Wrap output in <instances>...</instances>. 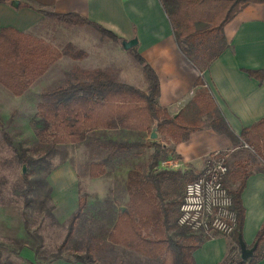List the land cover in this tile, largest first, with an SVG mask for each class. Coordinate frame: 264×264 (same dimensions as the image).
<instances>
[{"label":"crops","instance_id":"1","mask_svg":"<svg viewBox=\"0 0 264 264\" xmlns=\"http://www.w3.org/2000/svg\"><path fill=\"white\" fill-rule=\"evenodd\" d=\"M42 10L77 12L112 31L119 38L115 40L108 37L110 42L106 43L105 40V43L101 45L99 42L103 41V38L102 36L98 38L97 30L92 26L57 22L44 14ZM4 27H12L45 39L59 50L58 57L28 84L24 92L35 83H44L50 76H74L76 67L102 69L101 58L107 57L106 45H112L114 51L117 49L122 51L121 49L124 48L120 40L135 37L137 41L133 46L155 70L159 79L156 105L166 107L173 114L193 96L198 87L204 85L235 134L239 135L243 127L264 117V76L259 79L247 71V69L264 68V2H250L241 7L223 25L222 34L225 40L223 45L220 44L217 53L200 66L192 62L181 50L170 18L159 0H0V30ZM130 48L126 50L133 54ZM75 49L84 50V55L75 57L72 55ZM201 59L205 60V58ZM0 86L11 92L1 83ZM139 88L146 90L147 83H143ZM90 130L99 131L98 136L91 134L89 139L94 138L101 147L105 143L107 146L105 157L111 147L110 140L123 139L133 142L151 140L150 136L147 137L149 134L146 131L122 129L119 126ZM138 132L146 133V135L140 139ZM152 139L166 146L169 145L176 154L160 159L153 169L151 168V170L167 168L178 171L174 178H163L158 188L153 189L158 202L166 208L162 219H171L169 216L171 203L175 204V211H172L174 220H176L177 209H179L181 199L177 197V189L170 193L171 184L177 185L179 182L181 190L179 197H182L185 185L182 181L183 176L191 171L200 173L213 151L224 150L228 152V173L225 177L227 185L232 187L236 184L230 174L232 167L236 166H234L235 163H240L239 168L249 172L241 192L245 212L240 236L248 248L254 246L255 234L264 222V171L259 168L250 169V164L246 162L248 153L243 154L242 152V147L246 146L245 143H236L229 135L211 127H202L192 131L187 139L177 143L167 142L159 133L156 138ZM133 146L138 145L120 150L111 158L102 156L100 161L103 162L105 171L94 178H98L106 185L98 190V200L89 197L86 203L87 209L92 211L94 216L97 210L96 205L101 209L113 204L119 210L126 207L127 173L128 170H133L138 166L141 159V155L137 154L136 150H132ZM144 147L147 152L149 150L147 160H150L149 157L154 147L152 145ZM111 178L112 185L109 181ZM72 180L71 174L70 181ZM113 187L120 191L112 192ZM116 194H120L119 199H122L119 203L116 201L118 199ZM117 209H115V218L119 211ZM103 216L102 213L98 214L101 220L107 219ZM170 229H167L169 235H171ZM190 232L196 235L201 233L191 230ZM202 234L207 236L203 237L201 243L192 251L196 264H229L233 258L241 257L239 240L235 241L234 232ZM183 235L184 233L179 230L174 232V237ZM103 241L100 242L99 248L126 249L127 258L121 264H137L135 260L148 258L127 246L111 243L107 238ZM258 244L264 248V239ZM53 264L85 263L75 261ZM255 264H264V254Z\"/></svg>","mask_w":264,"mask_h":264},{"label":"trees","instance_id":"2","mask_svg":"<svg viewBox=\"0 0 264 264\" xmlns=\"http://www.w3.org/2000/svg\"><path fill=\"white\" fill-rule=\"evenodd\" d=\"M159 1L170 18L181 50L198 66L205 64L217 53L219 47L208 52L211 47L214 48L215 43L219 42L223 45L225 42L222 34L223 25L241 7L250 2H264V0ZM44 14L57 22L68 25L90 24L104 35L115 40L119 38L112 31L77 12L44 11ZM130 50L136 60L142 64L147 80L146 90L127 82L117 81L98 68L76 67L75 77L72 80L43 94L44 99L36 103L37 112L31 117L30 124L40 140L52 141L42 143L49 148V151L56 152L57 150L53 148L55 145L82 142L86 131L100 127L119 126L122 129L146 131L150 134L152 126H155L156 132L161 135L162 139L173 143L187 139L192 131L202 127H211L229 135L236 143H246L264 161V117L243 127L239 135L235 134L204 85L198 87L193 96L172 114L166 107L155 104L159 94V79L155 70L136 51L135 46H132ZM84 53V50L75 49L72 55L82 57ZM58 55L59 50L44 39L12 27H4L0 30V83L14 94H21ZM247 71L259 79L264 76V68L247 69ZM3 137L23 163L33 164L37 161L25 151L19 141L14 140L6 131L3 132ZM110 141L111 147L107 158L113 157L118 151L125 150L132 145H152L154 150L150 155V171L145 178L136 170H128L126 207L122 210L116 208L119 210L116 218L109 216V221H112L106 232V238L111 243L127 246L148 258L161 257L160 264H196L192 251L207 235L202 233H200L202 236L196 235L186 227L183 228L187 231H180L184 233L183 237L169 235L167 229L175 227V223L162 219L166 208L158 202L153 190L158 188L163 178H174L178 171L167 168L151 170V168L153 169L160 159L176 154L169 145L161 144L156 139L134 142L123 139ZM240 165V163H235V167H232L230 171L233 182L236 183L234 186L230 187L224 180L232 195L233 209L237 215L234 231L236 242L241 233L245 212L241 192L249 173L245 169H240ZM259 170L264 171V167H260ZM104 171L102 161L91 162L89 165L90 176H99ZM132 173L135 174L133 177H131ZM198 175L199 171H196L193 177H190L195 178ZM23 181L25 203L29 204L30 194L36 189L34 182L41 184L46 182L39 178H30L27 172L23 173ZM86 203V197L80 195L76 208L68 217L67 229L60 246H64L73 235ZM98 208L99 206L96 205L95 209ZM177 210L175 219L179 213V209ZM110 214H112L111 211L106 213V215ZM171 224L172 227H170ZM262 239H264V222L255 234L253 244L256 246L253 252L248 258L235 257L229 264H255L264 254V248L258 244ZM76 260L85 264H95L89 251L77 254Z\"/></svg>","mask_w":264,"mask_h":264},{"label":"rangeland","instance_id":"3","mask_svg":"<svg viewBox=\"0 0 264 264\" xmlns=\"http://www.w3.org/2000/svg\"><path fill=\"white\" fill-rule=\"evenodd\" d=\"M90 26L95 28L93 25ZM97 31L98 38L101 36L103 38V41L99 42L101 45L105 40L106 43L110 42L108 38L110 36ZM219 46V42L215 43L214 48L211 47L208 52ZM106 47L107 57L101 58L103 66L100 70L117 81L127 82L137 87L147 83L142 65L133 54L126 49L120 51L116 47L117 51H114L112 45H106ZM74 77L71 75L50 76L44 83H35L21 95H14L13 92L0 86V264L75 262L77 254L87 251L92 254L95 264H121L127 258L124 248H99L100 242H104L106 238V232L112 221H109V216L115 217L116 206L114 204L105 205L106 207L102 209L98 208L95 216L85 206L86 209L78 220L73 235L64 246H60L67 229L68 217L76 208L78 197L83 195L87 201L89 197L98 200V190L106 185L89 174L90 163L102 160V156L107 152L105 143L101 147L94 138L89 139L91 134L98 136L99 131H86L82 142L55 145L53 148L57 151L52 153L42 144L52 141L40 140L30 124L31 117L37 112L36 103L44 99L43 94L50 91L52 87L65 84ZM4 131L14 140L19 141L25 151L37 161L28 164L19 160L15 150L4 139ZM138 135L141 139L146 133L138 132ZM242 148L243 154L248 153L246 162L250 164L248 165L250 169L264 167V161L253 152L250 146ZM132 150H136L137 154L141 155L138 166L133 170L138 171L145 178L149 171L150 160H147L149 150L147 152L146 148L141 145L133 146ZM65 157L67 158L63 161ZM26 172L30 178H39L46 182L45 184L34 182L36 189L30 194L29 204L25 203L23 194L25 186L23 173ZM194 172L187 173L182 178L183 183L193 179L191 177ZM190 173L193 174L190 175ZM71 174L72 181H70ZM134 175L132 173L131 177ZM109 181L112 185V178ZM115 188L113 187L111 191H120ZM175 189H177L178 199H181L179 182L177 185L171 184L170 193ZM116 195H118L116 201L121 202L120 194ZM171 204L169 223L174 222L175 227L169 231L174 236L175 231H187V229L179 227L180 225L177 226L176 221L173 220L172 211H175V204ZM108 211L112 214L106 215ZM99 213L104 214L103 217L107 219L101 220L98 217ZM172 226L171 224L170 227ZM160 259L161 257L140 258L135 261L137 264H160Z\"/></svg>","mask_w":264,"mask_h":264},{"label":"built area","instance_id":"4","mask_svg":"<svg viewBox=\"0 0 264 264\" xmlns=\"http://www.w3.org/2000/svg\"><path fill=\"white\" fill-rule=\"evenodd\" d=\"M227 157V151H213L199 175L185 183L176 219L178 225L205 234L235 231L237 215L224 182L228 173Z\"/></svg>","mask_w":264,"mask_h":264},{"label":"water","instance_id":"5","mask_svg":"<svg viewBox=\"0 0 264 264\" xmlns=\"http://www.w3.org/2000/svg\"><path fill=\"white\" fill-rule=\"evenodd\" d=\"M136 38L135 37H131V38H123L120 40V44L121 46L124 48V49H128L130 47H132L133 45L136 44ZM150 138H156L157 137V132H156V127L155 126H152L151 128V131H150V134H149ZM239 244H240V251H241V257L242 258H245L247 257L248 255H250L252 253V250L254 249L253 247L255 246H252V247H247L244 243V241L242 240V237L239 236Z\"/></svg>","mask_w":264,"mask_h":264}]
</instances>
